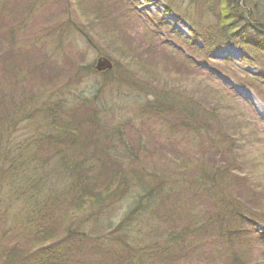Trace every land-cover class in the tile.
Instances as JSON below:
<instances>
[{"label":"trees","instance_id":"16d2710c","mask_svg":"<svg viewBox=\"0 0 264 264\" xmlns=\"http://www.w3.org/2000/svg\"><path fill=\"white\" fill-rule=\"evenodd\" d=\"M19 1H22L23 8L21 9L17 8ZM86 1L71 0L69 8L78 6L89 8L90 11H87L79 20V24L68 18L66 23L57 28L58 34H63L65 31L63 26L69 30L71 26L75 33L86 35H88L86 31L94 35V30L103 31L106 27V31H110L113 36L116 29L112 33L109 27L112 22L115 26L118 23L120 27L126 26V23L130 26L132 15L125 1ZM191 2L197 3L196 0H191ZM216 4L217 26L215 27H203L197 21V17L188 15L194 27L193 33L203 39L205 49L233 43L246 52L260 53L264 56V39L257 35L264 29V22L261 21L264 20V11H258L256 5L246 9L242 6L241 0H211L210 8ZM40 5L41 0H25V3L23 0H0V60L2 61L0 70L4 78L1 79L3 83L7 82L5 79L9 77L16 79L18 75L24 83V71L31 75L33 71L37 73L38 70L40 88L42 92H45L50 84L53 85L56 82V79L67 78L68 81L79 70V65L72 61L71 56L65 54L66 70L56 65L57 58L65 50L68 49L75 56L78 49L71 42H69L70 46L75 48L68 46L63 50L57 47L51 49L50 43L54 38L50 35L55 29L47 31L41 28L40 35L36 30L32 32L34 35L18 38V32L24 30L30 15ZM170 7L175 6L170 2ZM252 17H255L256 21L261 24L251 21ZM213 28L218 31L212 32ZM179 60L188 64V60L182 56ZM35 61L39 63L36 64ZM53 68L57 72H54ZM90 69L88 66L87 70ZM31 77L36 76L31 75ZM105 78L100 82L97 80L89 84V87L82 92L83 94L80 89L79 94L81 95L69 88V84L74 80L60 85L58 92L69 97H58L41 106L43 107V119L50 127L48 134L36 139L35 143L39 145L30 150H22L20 148L22 146L16 143L15 154L17 156L8 152L7 142L10 141V134L15 131L20 118L27 119L35 115L33 112L27 113L26 110L27 101L31 95L24 96L17 102L14 101L16 96L13 91L0 96V214L5 209L6 199L13 194L17 201H21L16 217L20 220L23 230L22 235L15 232L11 238L7 239L5 238L9 231H2L0 264H180L181 261H187L192 256L199 258L200 255L201 257L203 252H201L202 249H198V241L210 244L209 240L215 235L224 237V240L212 245L211 254L217 250L232 252L233 244H238L236 236L239 235L243 241L244 236L249 235L248 231L241 229L235 233L234 227L230 228L233 224L219 225L215 220L226 212L214 213L215 208L221 202L216 199L218 194L219 197L222 196V200L228 199L242 186L238 182L240 179L233 177L235 175L232 178L228 176L235 171L231 166L232 160L229 164L223 159L218 158V163L213 159L214 163L212 166L208 165L209 169H204L201 165L198 169L200 175L196 180L193 177H188L190 180H183L174 175L168 178L167 175L165 177L163 174L153 172L150 174L151 178L149 177L145 182L142 177L145 175L144 166L132 167L133 176H130L129 171H126L120 162L109 161L103 156L105 160L95 162L97 160L90 159L89 162L90 157L99 159L105 148L104 143H107V147L112 139L113 130L118 134H115L118 139H123V134L116 132L118 128L110 127L107 119L114 107L112 100L116 97L123 100H141L135 111V118L138 121L143 122L142 119L149 117L153 121L163 122L164 111L174 113L175 122L164 121L169 127L170 133L166 136V142L170 146L177 142V140H171V136L174 135V131L178 132L181 126V130H186L189 136L193 137L190 139L191 142L198 140V148L202 142L208 145L210 140H213L208 132L211 130L203 126L206 123L196 124L198 116L195 117L191 111H187L190 109L184 107L183 100L180 104L171 99L169 102L164 91L143 82L140 83L144 87L141 91L134 83L136 79L132 74H127L122 77L120 83L117 82L110 87H108V82L112 80H108V76ZM253 78L255 83L264 84L262 74L253 75ZM25 91L26 88L22 86L20 88L22 96ZM256 94L262 96L261 93L256 92ZM150 96L154 101H151ZM262 102L264 103V98ZM175 108L182 113L177 112ZM126 123H129L128 120L124 122ZM89 141L95 142V148L87 151L83 147ZM209 146L215 147L216 144L211 143ZM45 147L49 151L56 149L57 151L52 153V156L56 155L62 164L57 161L51 162L49 159L51 156L38 155L39 151ZM218 149L221 148L212 150ZM71 155L89 158L77 162L78 159L73 160ZM192 159L194 162L195 158L192 157ZM182 162L185 166L189 160L185 159ZM92 166L98 168V173L93 171L88 173V169ZM69 170L72 179L64 185L71 190L61 194L57 193L55 196H47L40 205L44 192L43 187H46L51 172L53 174L57 171L68 173ZM242 180L244 181V178ZM132 187L134 191L137 188L135 201L139 202L136 208L139 211L138 214L143 209L142 204L146 202L144 209L149 212L150 216L152 215L155 221L153 231L148 234L149 243L144 246V252L135 247L130 248L129 246L128 248L127 243H124L122 247V244L117 243L110 246L105 244V236L99 235L96 238L94 235L81 232L77 229L79 226H74V221L81 222L86 218V215L81 216L83 210L80 204L87 203V207L96 203L106 205L120 194L130 191ZM255 195L258 199L263 193L256 190ZM204 201L207 202L203 203ZM202 203L212 205L210 214H203L204 211L200 209L203 206ZM226 203L225 201L224 204ZM225 206L227 209V205ZM231 206L235 209L238 206L241 207L238 204ZM183 217L188 218L190 223L182 224ZM232 217L236 218L235 212L229 211L228 219H231L229 222H232ZM65 226L66 228L69 226V230L66 228L62 230ZM71 228L74 229L71 230ZM90 233L93 234L92 230Z\"/></svg>","mask_w":264,"mask_h":264},{"label":"rangeland","instance_id":"374dc122","mask_svg":"<svg viewBox=\"0 0 264 264\" xmlns=\"http://www.w3.org/2000/svg\"><path fill=\"white\" fill-rule=\"evenodd\" d=\"M88 1L96 0H87L86 2ZM123 1L128 4L132 15L130 26L128 23L126 26L120 27V23L115 26L112 22L109 25L112 33L116 29L112 36L110 31H106V27L103 28V31L94 30V35L84 30L88 33L86 35L75 33L71 26H69L70 30L63 26L65 31L63 34H58L57 28L66 23L68 18L79 24V20L90 9L78 6L69 8L71 0H41V5L30 15L24 30L18 32V38L34 35L32 32L36 30L40 35L41 28H45L47 31L55 29L50 35L54 38L50 43L51 49L57 47L63 50L70 46L69 42L78 49L75 56L68 49L65 50L57 58L56 65L66 70L65 54L71 56L72 61L79 65V70L68 81L67 78L56 79V82L53 85L50 84L45 92H42L40 88V81L37 77L38 70L37 73L34 71L31 73L36 77H31L24 71V83L19 75L16 79L11 77L5 79L6 83L1 82V79L4 78L0 70V96L13 91L16 96L14 101L17 102L24 96L31 95L27 101L26 110L27 113L35 114L27 119L20 118L15 131L10 134V141L7 142L8 152L17 156L15 154L16 143L21 145L20 148L25 151L39 145V143H35L36 139L45 137L50 130L47 121L43 119V107L41 106L58 97L68 98L69 96L58 92L57 89L60 85L72 80L74 81L69 84V88L77 94L80 93V89L81 93L84 92L92 82L102 81L104 74L95 72L93 66L98 56L108 57L114 63L110 75H107L108 80H112L108 82V87L117 82L120 83L122 77L127 74L134 75L136 79L134 83L137 87L139 86L141 91L144 88L141 86V82L158 87L164 91L169 100L179 102L178 104L183 100L184 107L190 109L187 111H191L195 117L198 116L196 124L206 123L203 126L205 129L211 130L208 132L213 140H210L208 145L202 142L203 144H199L200 148H198V140L191 142L190 139L193 137L189 136L186 130H181V126L180 130L174 131V135L171 136V140H177V142L170 146L161 137L162 126H165L161 121L153 122L152 118L148 117L142 119V122L135 118V111L141 100H123L116 97L112 100L113 112L111 110L107 119L110 127L119 129L116 132L123 134V139H118L113 130L112 139L107 147V143H104L105 148L99 159L73 155L71 158L78 159V161L75 160L77 162L86 158H89V162L90 159L100 162L107 158L112 162H120L125 170L129 171L128 175L130 176H133L131 174L132 167L144 166L143 182L149 177L151 178L150 174L153 172L163 174L165 177L167 175L168 178L174 175L183 180H190V177L196 180L200 175L198 169L201 165L204 169H209L208 165H213V159L217 163L218 158L223 159L229 164L232 160L231 166L235 171L228 176L232 178L235 175L233 177L240 179L238 182L242 186L228 199L222 200V196L219 197V194L216 196L217 201L221 202L218 207L215 206L214 213L223 211L227 215L225 213L215 221L222 226L233 224L230 228L234 227L235 233L246 229L249 235L244 236L243 241L237 235L236 242L238 244H233V248H230L232 252L217 250L211 254L212 245L223 241L224 237L215 235L209 240L210 244L198 241V249H202V256L199 255V258L192 256L187 261H181L180 264H264V192H262L264 190V103L261 102L264 98V84L255 83L252 76L259 68H261L260 74L264 76V56L260 53H243L240 47L231 45L214 53L209 49L204 52L197 50L203 45L201 37H192L193 29L189 22L180 19L177 13H186V16L194 15L203 27H215L217 26V4L210 8L211 0H196L197 3H193L191 0ZM205 1L207 2L205 3ZM23 2L25 3V0ZM170 2L175 6L171 11L165 8ZM216 3L218 2L216 1ZM241 4L246 9L256 5L258 11H264V0H241ZM17 8H23L22 1L17 3ZM251 21L261 24L256 21L255 17H252ZM261 21L264 22V20ZM217 31L218 29L215 28L212 30L214 33ZM188 39L190 42L183 44L184 40ZM49 40L51 41V39ZM181 56L188 60L187 65L179 60ZM38 61L34 63L38 64ZM0 65L2 66L1 60ZM88 66L91 68L90 70H87ZM52 70L57 72L54 68ZM86 70L87 72H84ZM22 86L26 88L23 96L20 92ZM256 92L261 93L262 96L257 95ZM152 100L154 101L153 98ZM175 110L182 113L178 108ZM175 118L174 113L164 111L163 121L173 123ZM126 120L129 123L124 124ZM165 127L167 128V126ZM159 130L162 132L161 134H159ZM154 133L156 140L150 141L155 136ZM139 136L142 137L141 145ZM93 141H89L83 148L87 151L95 148ZM211 143H215L216 146H209ZM215 148L221 149L212 150ZM56 151V149L49 151L45 147L39 151L38 155L51 156L49 157L51 162H60L56 155L52 156V153ZM135 153L137 154L135 155ZM89 154L92 155V153ZM192 157L195 158L194 162ZM185 159L189 162L183 166L182 161ZM133 163H137V165H133ZM90 171L98 173V168L92 166L88 169L89 174ZM70 174V170L68 173L57 171L53 174L51 172L46 187H43L44 192L39 204L41 205L47 196L69 192L71 189L64 183L72 179ZM256 190L263 193L258 199L255 195ZM135 191L132 187L130 191L120 194L106 205L96 203L87 207V203L80 204L79 206L83 210L81 216L86 215V218L81 222L74 221V226H79L77 229L81 232L94 235L96 238L99 235L105 236V244L110 246L117 243L122 244V247L124 243H127L128 248L129 246L130 248L135 247L144 252V246L149 243L148 234L153 231L155 221L144 209L146 202L142 204L141 216L140 213L138 214L139 211L136 208L139 202L135 201ZM225 201L226 204H224ZM205 202L207 201L203 203ZM20 204L21 201H17L13 194L6 199L5 209L0 214V236L2 231H9L5 239L11 238L15 232L21 233L19 235L23 233L20 220L16 217L21 207ZM232 204H238L241 207L238 206L235 209L231 206ZM210 205L203 204L200 208L204 211L203 214H210L212 210V205ZM225 205H227V209ZM220 206L221 208H219ZM229 211L231 213L234 211L236 215V218L232 217V222H229L231 219H228ZM188 213L190 214L191 211ZM181 223H190V221L183 217ZM65 228L66 226L62 230ZM69 228L68 226L66 229L69 230ZM91 230L93 234L90 233Z\"/></svg>","mask_w":264,"mask_h":264},{"label":"water","instance_id":"95a60500","mask_svg":"<svg viewBox=\"0 0 264 264\" xmlns=\"http://www.w3.org/2000/svg\"><path fill=\"white\" fill-rule=\"evenodd\" d=\"M111 67H112L111 62L106 58H99L97 60V64H96L97 70L110 69Z\"/></svg>","mask_w":264,"mask_h":264}]
</instances>
